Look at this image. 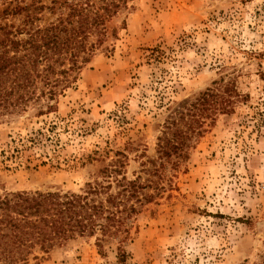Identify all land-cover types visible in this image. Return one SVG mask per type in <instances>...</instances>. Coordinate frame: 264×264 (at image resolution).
<instances>
[{"label":"rangeland","instance_id":"rangeland-1","mask_svg":"<svg viewBox=\"0 0 264 264\" xmlns=\"http://www.w3.org/2000/svg\"><path fill=\"white\" fill-rule=\"evenodd\" d=\"M51 1L0 0V25L26 39L65 12ZM104 26L71 87L48 100L38 76L43 96L0 115V193L79 192L122 151L141 200H130L126 264H254L264 249V0H127ZM211 94L229 111L207 110ZM176 127L183 150L166 155L161 138ZM122 236L35 247L28 263L120 264Z\"/></svg>","mask_w":264,"mask_h":264},{"label":"trees","instance_id":"trees-1","mask_svg":"<svg viewBox=\"0 0 264 264\" xmlns=\"http://www.w3.org/2000/svg\"><path fill=\"white\" fill-rule=\"evenodd\" d=\"M57 1L52 0L51 7ZM59 3L65 12H60L56 21L48 22L43 28L37 27L26 39L18 37L22 28L13 31L7 23L0 25V115L22 111L30 100L43 96V91L35 95L38 76L47 85L48 100H55L60 91L71 87L82 66L90 61L96 45L88 42L89 37L95 34L99 39L105 32L106 20L126 6L127 0H61ZM44 8L47 6L43 5ZM8 13V9H3L0 18H7ZM26 20L32 21L33 15H26ZM150 53L156 59L160 49L155 46ZM211 95L214 98L207 110L229 111L228 98ZM46 107L51 109L53 104L48 102ZM204 110L190 114L191 121L198 126L202 123L199 116L206 114ZM168 123L169 128L175 125L174 119ZM182 135L176 127L171 137L161 138V152L169 155L170 151L183 150ZM116 153L117 157L100 167L98 175L86 181L79 192L0 193V264H29L28 257L35 247L48 252L77 236H95L101 248L103 241L114 240L122 232L117 258L120 264H126L121 242L129 234L128 219L137 211L135 203L141 201L140 186L137 179L129 180L121 173L126 156L122 151ZM113 183L118 188L115 193L111 192ZM132 199L135 203L130 202ZM254 264H264V249Z\"/></svg>","mask_w":264,"mask_h":264}]
</instances>
